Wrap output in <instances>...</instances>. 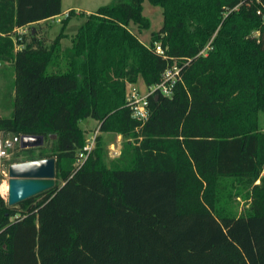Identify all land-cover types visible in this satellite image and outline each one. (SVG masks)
<instances>
[{
  "label": "trees",
  "instance_id": "trees-1",
  "mask_svg": "<svg viewBox=\"0 0 264 264\" xmlns=\"http://www.w3.org/2000/svg\"><path fill=\"white\" fill-rule=\"evenodd\" d=\"M144 1L162 11L146 45L130 29H149ZM60 14L61 0H0L14 89L0 136L43 138L3 167L55 159L51 189L14 206L0 194V264H264V0H113L69 10L45 45L32 28ZM174 63L171 96L149 95L148 118H134L126 86L156 85ZM87 118L125 140L105 163L95 135L76 167ZM223 178L259 180L247 214L224 210Z\"/></svg>",
  "mask_w": 264,
  "mask_h": 264
},
{
  "label": "rangeland",
  "instance_id": "rangeland-1",
  "mask_svg": "<svg viewBox=\"0 0 264 264\" xmlns=\"http://www.w3.org/2000/svg\"><path fill=\"white\" fill-rule=\"evenodd\" d=\"M111 2H113V0H62L61 14L58 15L54 21L36 24L32 30H36L37 36L44 41L45 45H49L57 36L61 26V19L68 12V7H76L90 13L98 7L110 4ZM142 7V14L149 20V29L138 31L133 24L130 26V29L136 34L139 41L143 45H146L150 38V31H156L161 27L162 11L159 7H154L147 1L142 3ZM82 21L83 19L78 16H74L69 20L65 27L66 38L62 39L63 46L68 45V39L75 34ZM12 73L11 66L2 64L0 67V106H3L2 103L6 101L7 92H9L10 97L14 96ZM132 89L137 90L143 95L147 90V86L143 79L139 77L136 83L128 84L126 86V92ZM7 114L8 110L4 111L1 107L0 116ZM258 124L260 132L264 133V113L260 114ZM78 125L80 129L84 131V136L87 141L97 134L101 136L105 163H109L112 159L118 157L123 141L125 140L121 135L116 133L98 132V123L91 118L79 121ZM35 152L36 154L38 153L37 150H35ZM10 156L11 155H9L7 159H10ZM19 159H22V156L19 157ZM3 164L4 161H0V194L6 200L8 175ZM263 174L264 171L262 172V175ZM258 183L259 180L251 182L246 179L236 178L220 179L218 181V190L220 191V195H222L221 204L224 210L236 215L247 214L251 201L249 193L253 191V186Z\"/></svg>",
  "mask_w": 264,
  "mask_h": 264
},
{
  "label": "water",
  "instance_id": "water-1",
  "mask_svg": "<svg viewBox=\"0 0 264 264\" xmlns=\"http://www.w3.org/2000/svg\"><path fill=\"white\" fill-rule=\"evenodd\" d=\"M51 138L54 139L55 136L52 135ZM42 144L41 136L22 135L19 147L29 149ZM7 175L6 202L8 206H14L54 186L55 159L45 158L13 163L8 165Z\"/></svg>",
  "mask_w": 264,
  "mask_h": 264
},
{
  "label": "built area",
  "instance_id": "built-area-1",
  "mask_svg": "<svg viewBox=\"0 0 264 264\" xmlns=\"http://www.w3.org/2000/svg\"><path fill=\"white\" fill-rule=\"evenodd\" d=\"M67 16V14H65ZM264 21V18H263ZM25 28L19 29V34L25 33ZM155 52L163 55V48L159 43L154 44ZM203 53V52H202ZM180 79V68L177 64L165 69L162 73L161 80L156 85L147 87L146 92L142 95L137 90L132 89L127 92L126 105L130 108L132 116L138 120L144 121L148 118V101L147 97L152 94H163L165 96H171L174 85ZM94 137H91L84 147L77 153L76 167H80L86 160L88 153L91 151L94 145ZM21 136H0V161L7 159L10 153L16 146L20 144Z\"/></svg>",
  "mask_w": 264,
  "mask_h": 264
},
{
  "label": "crops",
  "instance_id": "crops-1",
  "mask_svg": "<svg viewBox=\"0 0 264 264\" xmlns=\"http://www.w3.org/2000/svg\"><path fill=\"white\" fill-rule=\"evenodd\" d=\"M61 3H62V0H61ZM61 6H62V5H61ZM69 10H74L76 14H77L79 11H82V12H84V13H89L88 11L80 10L79 8H76V7H68V8H67V11H69ZM57 17H58V16H56V17H54V18H51V19H48V20H45V21H42V22H40V23H43V22L45 23V22L54 21ZM60 28H61V26H60ZM70 38H71V37H70ZM70 38L68 39V41H69L68 45L70 44ZM61 43H62V40H61ZM68 45H65V46H68Z\"/></svg>",
  "mask_w": 264,
  "mask_h": 264
}]
</instances>
